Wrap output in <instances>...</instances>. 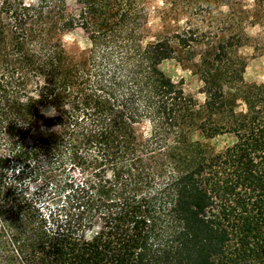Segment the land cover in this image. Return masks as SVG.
<instances>
[{
  "label": "trees",
  "instance_id": "1",
  "mask_svg": "<svg viewBox=\"0 0 264 264\" xmlns=\"http://www.w3.org/2000/svg\"><path fill=\"white\" fill-rule=\"evenodd\" d=\"M147 25L144 0H0V264H264L251 38ZM74 29L90 47L71 54ZM179 51L201 60L203 106L161 68Z\"/></svg>",
  "mask_w": 264,
  "mask_h": 264
},
{
  "label": "rangeland",
  "instance_id": "2",
  "mask_svg": "<svg viewBox=\"0 0 264 264\" xmlns=\"http://www.w3.org/2000/svg\"><path fill=\"white\" fill-rule=\"evenodd\" d=\"M35 4L37 0H25ZM73 6L75 0H68ZM148 17V41L172 35L185 27H192L199 40L205 45H215L236 35L251 38L248 45L238 48V55L247 61L244 79L247 83H264V0H144ZM70 43L66 50L78 53L90 47V40L81 29L69 32ZM64 41V39H63ZM236 41V40H235ZM199 51V48L198 50ZM176 59L162 63V70L176 83H180L187 94L192 95L199 106L206 101L205 84L197 72L200 58L187 60V54L178 52ZM181 59V60H180ZM243 102L238 103V112L245 111ZM148 135L149 125L142 127ZM194 140L210 146V152H221L233 145V134H222L213 139H205L200 132L193 135Z\"/></svg>",
  "mask_w": 264,
  "mask_h": 264
},
{
  "label": "clouds",
  "instance_id": "3",
  "mask_svg": "<svg viewBox=\"0 0 264 264\" xmlns=\"http://www.w3.org/2000/svg\"><path fill=\"white\" fill-rule=\"evenodd\" d=\"M70 36H71L70 33L65 34V36H64V38H63L65 43H70V39H69Z\"/></svg>",
  "mask_w": 264,
  "mask_h": 264
}]
</instances>
